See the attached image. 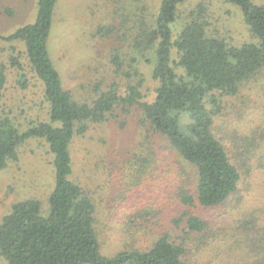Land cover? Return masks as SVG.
<instances>
[{"label": "trees", "instance_id": "16d2710c", "mask_svg": "<svg viewBox=\"0 0 264 264\" xmlns=\"http://www.w3.org/2000/svg\"><path fill=\"white\" fill-rule=\"evenodd\" d=\"M186 1L161 0L153 17L138 5L133 13L122 16L121 30L132 33L129 47L136 57L127 60L122 50L114 49L110 59L115 73L126 83L125 91L115 83L99 91L91 102L78 101L65 89L50 55L58 0H39L35 23L10 36H0V42L25 44L26 57L43 84L44 99L49 104V121L30 123L25 128L6 111L1 112L0 170L19 161V151L29 140H43L53 157L56 178L47 211L39 200L27 199L15 203L2 219L0 261L193 264L190 252L200 251L216 235L208 213L239 192L244 172L264 164L259 154L264 149V121L260 116L262 113L264 117V109L258 97L262 93L256 97L245 93L250 86L262 85L264 89V6L252 0H228L241 10L252 37L251 42L237 46L212 34L207 5L201 3L182 17L181 6ZM115 30L102 26L98 33L107 38ZM124 34L120 39L126 41L125 30ZM139 56L153 65L151 99L137 66ZM10 62L23 69L18 57H11ZM6 70L5 65L0 67V98L7 83ZM20 84L26 88L25 78ZM119 111L136 114L141 144L132 158L117 165L120 179L131 175L115 197L131 222L125 249L106 257L95 227V201L73 179V144L92 125L116 118ZM249 116L252 119L246 125ZM221 117L223 127L216 125ZM163 166L166 171H161ZM171 171L178 185L173 190H159L155 182ZM149 185H153L154 195L146 194L147 198L144 194ZM138 194L144 195L140 202L135 200ZM133 202H137L136 210L131 212ZM175 206L184 211L174 219L182 235L161 231L150 240L149 234L161 226V217ZM198 208L204 211L202 215L195 211ZM240 222L242 233L231 249L242 258L253 255V264H264L263 226Z\"/></svg>", "mask_w": 264, "mask_h": 264}, {"label": "rangeland", "instance_id": "374dc122", "mask_svg": "<svg viewBox=\"0 0 264 264\" xmlns=\"http://www.w3.org/2000/svg\"><path fill=\"white\" fill-rule=\"evenodd\" d=\"M38 1L0 0V36H10L20 28L35 23L39 10ZM252 1L264 6V0ZM160 3L161 0H58L49 51L65 89L75 99L91 102L97 98L99 91L106 90L115 83L125 91L126 83L115 73L110 53L119 49L127 60H131L135 52L129 47L132 33H127L126 28L121 30L120 21L122 16L133 13L137 5L145 10L148 17H153L157 14ZM201 3L209 8L210 30L213 35L237 46L252 41L241 10L228 0H187L181 6L182 17ZM179 24L182 25L183 20L180 19ZM102 26H113L116 30L106 38L98 33ZM132 26L130 22L128 27ZM124 30L127 34L126 41L120 39ZM25 52L23 42H0V67L5 65L7 68V83L0 98V115L6 111L23 128L30 123L49 121V104L44 99L43 84L33 72ZM11 57H18L23 69L12 66ZM139 60L138 65H135L145 77V92L148 99H151L154 89L153 65L142 57ZM23 78L26 80V88L20 84ZM261 84L264 85V79ZM261 86H250L245 93L254 97L256 93H262L258 97L264 109V89ZM226 104L228 105L227 102ZM250 119L252 118L249 116L246 125L250 124ZM136 121L134 112L125 115L119 111L116 118L104 124L92 125L73 144V179L95 201V227L101 252L106 257H113L125 249L131 222L126 218V211L119 209L122 205L115 197L117 191L131 178L128 175L124 180L120 179L117 165L132 158L140 149L141 130ZM224 121L221 117L217 119L216 125L223 127ZM226 127L230 129L229 126ZM259 154L264 157V149ZM166 169L165 166L161 167V171ZM55 179L53 157L47 144L43 140H29L19 151V161L0 170V224L11 212L12 206L22 200H39L44 211H47L50 195L55 189ZM178 183L175 172L171 171L156 181L155 185L159 190H173ZM152 186L146 187L145 197L148 198L146 194L154 195ZM143 196L135 195V200L140 202L139 198L142 199ZM136 203H132L133 208L129 211L136 210ZM195 211L200 215L204 213L200 208ZM183 212L178 206L170 208L161 217L160 228H155V232L149 234L150 240L161 231L181 236V229L176 227L174 219H178ZM208 218L215 227L216 235L200 251L194 249L190 252L193 264H253V255L247 254L246 258H242L239 252L231 248L236 243V237L241 236L240 221L244 224L255 222L264 228V164L263 167L255 165L250 173L244 172L239 192L223 206L210 211ZM0 264L6 263L0 261Z\"/></svg>", "mask_w": 264, "mask_h": 264}]
</instances>
